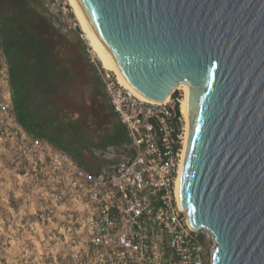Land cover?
I'll list each match as a JSON object with an SVG mask.
<instances>
[{"label": "water", "instance_id": "water-1", "mask_svg": "<svg viewBox=\"0 0 264 264\" xmlns=\"http://www.w3.org/2000/svg\"><path fill=\"white\" fill-rule=\"evenodd\" d=\"M129 81L188 83L179 200L210 264H264V0H79Z\"/></svg>", "mask_w": 264, "mask_h": 264}, {"label": "built area", "instance_id": "built-area-1", "mask_svg": "<svg viewBox=\"0 0 264 264\" xmlns=\"http://www.w3.org/2000/svg\"><path fill=\"white\" fill-rule=\"evenodd\" d=\"M86 50L125 140L90 145L98 167L89 171L48 138L28 132L16 119L0 47V149L10 152L18 176L37 193L67 206L99 264H206L203 233L214 244L212 235L193 228L177 200L186 148L181 90L164 102L147 101Z\"/></svg>", "mask_w": 264, "mask_h": 264}, {"label": "trees", "instance_id": "trees-1", "mask_svg": "<svg viewBox=\"0 0 264 264\" xmlns=\"http://www.w3.org/2000/svg\"><path fill=\"white\" fill-rule=\"evenodd\" d=\"M54 22L43 0H0V47L5 55L18 122L68 151L89 171L98 167L87 129H109L116 119L89 59L80 28ZM103 112L106 120L98 116ZM119 123V122H118Z\"/></svg>", "mask_w": 264, "mask_h": 264}, {"label": "rangeland", "instance_id": "rangeland-1", "mask_svg": "<svg viewBox=\"0 0 264 264\" xmlns=\"http://www.w3.org/2000/svg\"><path fill=\"white\" fill-rule=\"evenodd\" d=\"M45 5L54 14L55 24L67 33L72 30L75 36L79 25L68 1L49 0ZM98 117L106 120L103 112ZM83 129L82 135L88 134L99 144L120 143L126 138L115 120L109 129ZM11 158L9 151L4 154L0 149V264H99L82 230L74 228L67 206H54L37 193L25 177L18 176L20 171ZM203 243L206 264H210L213 242L205 233Z\"/></svg>", "mask_w": 264, "mask_h": 264}, {"label": "bare ground", "instance_id": "bare-ground-1", "mask_svg": "<svg viewBox=\"0 0 264 264\" xmlns=\"http://www.w3.org/2000/svg\"><path fill=\"white\" fill-rule=\"evenodd\" d=\"M73 14L78 22L79 27L83 31L84 37L87 41V44L89 48L92 50V52L95 54L97 59L102 63L104 67H107L115 72L120 82L125 84L126 86L131 87L140 97L144 98L147 101L152 102H164L167 101L174 89H180L182 90V97L179 102V108L180 112L184 119V140L185 144L187 142V135L189 130V124H190V103H189V97H188V83L186 82H180L177 85H175L169 92L167 97L164 96H149L147 94H144L140 90H138L126 77V75L123 73L119 65L117 64L115 58L110 54V52L107 50L105 45L102 43V41L98 38L96 35L88 17L86 16L79 0H67ZM183 162V161H182ZM181 170L182 165L180 169V174L177 182V200L180 205L179 200V183H180V176H181ZM181 208H183L180 205Z\"/></svg>", "mask_w": 264, "mask_h": 264}, {"label": "crops", "instance_id": "crops-1", "mask_svg": "<svg viewBox=\"0 0 264 264\" xmlns=\"http://www.w3.org/2000/svg\"><path fill=\"white\" fill-rule=\"evenodd\" d=\"M38 136V135H37ZM42 137H44V136H42Z\"/></svg>", "mask_w": 264, "mask_h": 264}]
</instances>
